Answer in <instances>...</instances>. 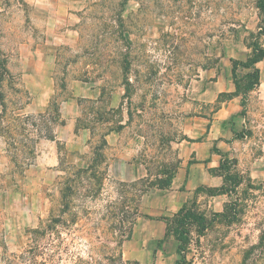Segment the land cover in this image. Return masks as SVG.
<instances>
[{"label": "rangeland", "instance_id": "rangeland-1", "mask_svg": "<svg viewBox=\"0 0 264 264\" xmlns=\"http://www.w3.org/2000/svg\"><path fill=\"white\" fill-rule=\"evenodd\" d=\"M260 26L257 0H0V264H163L135 257L149 182L202 162L185 131L226 96L199 93ZM245 113L188 199L237 217L191 227L179 264H264V100Z\"/></svg>", "mask_w": 264, "mask_h": 264}, {"label": "crops", "instance_id": "crops-1", "mask_svg": "<svg viewBox=\"0 0 264 264\" xmlns=\"http://www.w3.org/2000/svg\"><path fill=\"white\" fill-rule=\"evenodd\" d=\"M260 37L263 39L259 43L264 47V35ZM250 53L251 49L249 45H243L242 43L241 46H236L232 49L227 56V63L223 67L222 72L217 73L216 79L210 80L209 85L205 89H201L199 93V99L207 102L214 101L221 94L226 97L219 101L220 104L213 112L211 118H204L208 124L207 129L199 130L200 125H205V122L195 120L194 130L185 131L187 139L186 136L184 138L187 140V147L191 150V153H194L197 161L203 162L206 158L210 157L211 161L207 164L209 170L218 167L220 163L218 159L215 160L211 152L213 144L215 143L218 146L219 142H222L221 137L225 133L233 135L236 130H240L242 122L245 120V101L244 103L242 102L243 97L241 93H234L236 86L231 73V59L245 61ZM255 67L259 69V84L245 96V100L251 93L256 94L258 98L264 100V57L255 64ZM249 71H251V68L246 69L242 66H238L237 68L240 78ZM46 98H49V96ZM40 102L44 103V100ZM241 111H244V114ZM74 121L75 119L68 124L67 130H71L74 127ZM111 132L112 130L107 135H110L109 133ZM55 152L57 154L56 150ZM202 162L200 163L201 165L190 163L188 168L179 175L176 174L178 172L176 169L169 188L160 190V192H154L153 195L155 196L151 197L152 202L145 206L142 230L137 236L138 245L141 246V250L138 251L135 257L145 263H151L154 257L161 254L163 259L162 261L159 259L161 263L172 264L175 261L173 257L178 254V241L172 235L166 234L164 218H166L165 215L169 214V211L176 213L182 204L187 202L191 195H193L194 190L196 191L197 187L201 186L200 184L206 182L207 178L205 171H203L204 163ZM56 163L57 161L54 164ZM40 164L41 162L38 163L37 168H41ZM142 244L145 245L143 248ZM159 261L156 259V263Z\"/></svg>", "mask_w": 264, "mask_h": 264}, {"label": "trees", "instance_id": "trees-1", "mask_svg": "<svg viewBox=\"0 0 264 264\" xmlns=\"http://www.w3.org/2000/svg\"><path fill=\"white\" fill-rule=\"evenodd\" d=\"M257 7L260 11V14L264 15V0H257ZM261 35H264V26H260L256 36L250 43L249 47L251 49V53L245 61L231 59V73L233 75V81L236 86V90L234 93H241L243 97V103L245 101V96L259 84V69L255 67V64L259 60H261L262 57H264V47L260 45L258 40ZM238 66H242L246 69L251 68V71L247 72L245 75L242 76V78H240L237 72ZM241 80L245 82L242 86H240L239 84ZM241 113L244 114V111H241ZM118 127L120 128L121 126H117V128ZM108 130H112V128H109ZM106 134L102 135V142L105 144L106 140L104 139V136ZM87 168L88 167L84 168V171L87 170ZM224 168H227V166L223 159L220 161L218 167L211 168L210 170L224 171ZM175 170V166H163L160 172H158V174H156L154 178L150 180L149 185L161 190L169 188ZM222 174L224 175V182L227 180V178H230L228 173ZM235 184H237V180L235 181ZM201 187L202 186H198L196 191L200 190ZM211 190L216 191L219 194L222 193L221 190H223V186L221 185L218 188H211ZM197 209L198 208L195 207L193 203H188L187 201L182 204V206L178 209V211L173 215L172 218H164V221L166 223V234L172 235L178 241L177 253L184 252L186 246L189 244L191 240V227L194 226L196 230H198L199 232H203L209 227L212 222L216 221L218 218L222 219L226 223H231L237 217V213L234 212L231 205L229 204H226L221 212L213 213L211 217H207L203 212ZM121 221L123 224H125V222L129 223L127 219L125 220V218H122ZM175 264L179 263L176 261Z\"/></svg>", "mask_w": 264, "mask_h": 264}]
</instances>
